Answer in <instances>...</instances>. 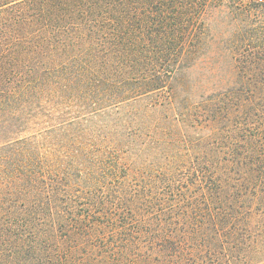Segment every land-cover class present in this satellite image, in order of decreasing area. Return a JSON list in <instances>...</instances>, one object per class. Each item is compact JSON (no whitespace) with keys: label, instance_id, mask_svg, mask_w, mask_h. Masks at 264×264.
Instances as JSON below:
<instances>
[{"label":"trees","instance_id":"1","mask_svg":"<svg viewBox=\"0 0 264 264\" xmlns=\"http://www.w3.org/2000/svg\"><path fill=\"white\" fill-rule=\"evenodd\" d=\"M251 4L0 0V264H264V58L188 94Z\"/></svg>","mask_w":264,"mask_h":264},{"label":"rangeland","instance_id":"2","mask_svg":"<svg viewBox=\"0 0 264 264\" xmlns=\"http://www.w3.org/2000/svg\"><path fill=\"white\" fill-rule=\"evenodd\" d=\"M250 3L252 6L250 9L248 8L244 17L236 18L232 13L226 12V9L210 13L208 35L212 38L211 47L213 48L207 49L200 61L204 63L205 69L218 67V75L211 76L207 74L208 69L204 71L202 67L195 68L189 73L188 94L194 101L199 100L201 93L210 92L225 85L228 81H234L231 76L233 61L236 58L234 59V55L224 51L222 46L232 45L231 47H233L235 43L239 42L237 38H241L243 45L241 52L245 56L254 53L264 58V6H261L264 4V0H250ZM206 76L207 78H205ZM199 79H202L201 83Z\"/></svg>","mask_w":264,"mask_h":264},{"label":"built area","instance_id":"3","mask_svg":"<svg viewBox=\"0 0 264 264\" xmlns=\"http://www.w3.org/2000/svg\"><path fill=\"white\" fill-rule=\"evenodd\" d=\"M258 1H262V0H258Z\"/></svg>","mask_w":264,"mask_h":264}]
</instances>
